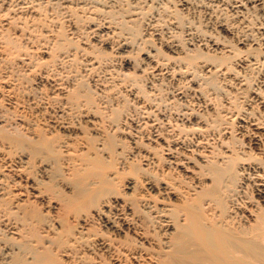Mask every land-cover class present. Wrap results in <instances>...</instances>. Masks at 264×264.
Wrapping results in <instances>:
<instances>
[{
	"label": "bare ground",
	"instance_id": "6f19581e",
	"mask_svg": "<svg viewBox=\"0 0 264 264\" xmlns=\"http://www.w3.org/2000/svg\"><path fill=\"white\" fill-rule=\"evenodd\" d=\"M119 1H124L130 9L134 7L138 10V5H135L147 1L148 6L154 4V7L165 10L171 0ZM173 1L178 4L179 10L192 8L193 4L208 8L228 6L232 22H223L218 26L223 34H218L220 37L212 35L206 38L200 34L194 37L189 33L190 42L185 47L166 41L169 55L159 48H152L145 52L143 62H136V67L142 73L151 70L155 79H184L196 83L191 90L199 96H202V91L198 80L212 86L216 76L234 83L233 88L237 86L240 90L245 86L248 92L245 106L237 109L235 114L230 113V132L226 139L229 146L225 147L223 140L219 143L226 150L220 147L218 150L219 144L214 146L216 144L207 139L214 136L209 132L216 130L215 126L210 130L213 126H209L211 118L206 123L204 116L207 113H196L193 108L188 109V105L176 115L181 122L176 121L178 124L173 120L172 123L169 115L167 119L166 115L157 116L152 111L155 107L151 109L145 100L147 97L143 98L144 89L138 87L137 79L133 77L125 89L130 99L122 101V106L112 104L111 99L103 96L105 93L94 96L93 90L87 87L88 81L86 85L83 77L71 73L70 69L80 53L82 56L92 53L89 51L92 45L70 46L69 42L66 45L47 38L41 45L39 41L38 46L32 45L34 42L31 41L32 44L25 50L18 44L20 39L17 41L10 36L8 28L11 24L9 19L14 21L12 11L24 12L31 6L30 1L0 0V218L5 221L7 229V234L0 237L5 246L0 264H264V26L256 28L258 36L246 33L252 30L243 17L245 10L250 8L256 10L259 6L264 11V0ZM128 8L129 13L131 10L128 11ZM176 12L178 16L179 11ZM129 17L128 21L120 18L126 25L133 22L134 16ZM16 18L19 19V16ZM110 20L104 28L115 27L111 24L113 19ZM233 23L246 30L242 37L238 36L239 47L229 39L236 32ZM58 29L57 32H60ZM121 29L124 30V26ZM94 30L96 25L90 28L91 32ZM20 35L24 37L20 33L19 38ZM149 40L145 42L149 43ZM112 47L110 45V49ZM98 53L93 60H86L89 67L86 70L92 71L102 64V59L106 57H103L102 50ZM253 69L257 70L258 77L252 84L243 73ZM178 90L175 101H185L187 93ZM224 93L227 94L226 91ZM130 100L137 104L141 101L149 107L140 112L143 119L140 123L136 122L138 119L134 122L133 112L130 114L128 111L129 105L132 104L133 108ZM158 104L155 105L158 107ZM48 117L53 118L51 125L46 124ZM212 121L219 120L212 118ZM147 125L155 128L157 133L143 143L136 133ZM161 126H165L170 134H165V139H162L164 144H160L164 155L155 152L156 149L153 151L155 146L152 144L159 140L162 131L157 129ZM117 132L129 134L127 136L134 145L148 147L152 152L147 148L144 152L138 151V160L132 152L128 156L125 149L129 148L121 145ZM182 132L191 136L189 141H186L185 134L181 135ZM239 140L241 143L236 145ZM159 166L162 170L158 172ZM4 168L9 170L3 172ZM35 168L43 172L42 176L50 182L53 179L51 169L62 176L67 175L64 180L74 193L61 199V206L65 216L73 219V224L65 220L46 219L47 215L44 217L39 208L32 202L28 203L27 196L26 200L17 196L22 191L21 178L27 182L25 170ZM41 182L31 180L29 187L34 189ZM42 197L43 193L35 190L33 198ZM82 201L89 208V215L82 213L84 210L79 206ZM44 202L49 205L50 199L46 198ZM52 208L57 209L55 206ZM87 218L98 222L101 231L91 230Z\"/></svg>",
	"mask_w": 264,
	"mask_h": 264
},
{
	"label": "rangeland",
	"instance_id": "374dc122",
	"mask_svg": "<svg viewBox=\"0 0 264 264\" xmlns=\"http://www.w3.org/2000/svg\"><path fill=\"white\" fill-rule=\"evenodd\" d=\"M29 1H30L31 6L29 5V8H27L24 12L22 11L21 13H19L18 10H14V8L12 9V10H14L15 14L12 11L11 15H15L14 18L19 16V19L18 18H16V19L12 18V20H14V21H11V19H9L11 24L9 25L8 33H10V36L13 37V39L16 38L17 41L20 39L18 44H20V46H22V48H24L25 50L28 49L30 47L29 44H32L31 41L34 42L32 45H37L38 46L39 41H40L39 45H41L42 42H44V40H46L47 38L50 39V40L54 38L53 42L57 41V43H59L61 41L62 43L66 44V45L69 42V45L71 44L70 46H72V44H73V46L78 45L77 47H82L83 44H86V43L89 46L92 45L93 48L89 50V51H92V53H89V54L86 53L85 55L83 54V56L80 53L78 56H76V59H75L76 63L73 62V64L71 65L72 67L73 66L74 67L73 68L70 67V69H71V73L75 72V75H77L79 77L82 76L83 77L82 80L85 81V84L88 81V83H87L88 85L87 84L86 85H87V87L89 86L88 87L89 89L93 90L95 95L93 93L92 94L94 96H97L96 94H102L103 95L105 93L103 96L107 97L106 99H109V100L111 99V103L112 104L117 103V104H119V106L120 105L122 106V103L124 102L125 99H127V101H128V99H130L129 95H128L129 98L127 97L126 90H127V86L131 84V82H132L131 80H132V77H133V79L134 78L137 79L136 80V82H137L136 84L138 85V87L140 89H142V88L144 89L143 98L147 97L145 100L147 101V105L151 109L153 107H155V108L152 109V111H153V113L156 112L157 116L158 115H162L164 117L166 115L167 116V117H165L166 119L169 118V116H170L171 118H169V119H170L171 122H172V120L175 121L174 123L180 122L179 119H177L179 117L177 116V118H176V115L177 114L179 115L181 112H183V110L189 105L190 107L188 106L189 107L188 109L193 108L194 112H196V113H203L204 112L203 115H205L206 113L208 114V115L204 116V118L206 117L205 118L206 119V123L209 120V118H211V120H210L211 123L209 124V126H211L212 124H213V126H211L212 129L210 127V130H213L214 126H215L216 130L214 129L212 132L211 131L209 132L210 135L214 134V136L211 135L212 139L210 138V136L207 137L209 142L210 143L212 142L213 144H216L214 146H217L223 140L222 143L224 144V146L225 147L229 146L228 145L229 144V140H226V139L228 138V132H230L229 131L230 130L229 129V127H230L229 122H230V116H231L230 113L235 114L238 111L237 109L243 108L242 106H245L244 100H245V98L248 95V92L246 91L245 86L242 87V89H240V90H239V88L237 86H235L233 88L234 83H229L226 80H224L223 78H221V76H216L217 78L216 77L214 78L213 83L211 84L212 86H210L208 84L205 85L204 83H202V80H198L199 84H201L200 88H201V91H202V96H199L198 94L197 95L194 94L193 91L191 90V88H193L194 85H196V83L194 84L193 82H189L188 80H184V79H182V80L180 79V80H177V81H175V80L171 81L170 79L166 80V78L165 79H163V78H160V79L156 78L155 79V78H152V76H151V73H150L151 70H150L149 73H147V71H149V69L146 70L145 73H142V71H140L139 68L136 67V62L139 61V60L143 62L144 61L143 58L145 57V52H147L148 50L151 51L152 48L153 49H158L159 48V50L163 51L164 54L169 55L168 52H167L166 46H165V44H166L165 42L166 41L170 40L174 44L177 43V44L183 45L185 47L190 42L189 33L194 35V37L198 36L199 34L201 36L206 37V38H207V36L209 37V36H212V35L216 37L218 34L223 36V34L220 33L218 26L221 23H223V22H227V21L228 22L229 21L232 22L231 19L228 16V15H230L228 6L225 7V5H224L222 7V5H218L216 7L212 6L211 8L210 7L208 8L207 6L194 5L193 4L192 8L190 7L188 9L179 10L180 7L178 6V4L176 2H174L173 0H171L170 2L167 3V6H166L167 9H165L167 11H165L164 9L158 8L157 6L154 7V4L152 6L151 5L148 6L149 3L147 1H145L146 3L145 2H143V3L140 2L142 5L140 3H137L135 6L138 5L137 6L138 10L135 9L134 7L130 9L128 4L123 3L124 1H122V3H123L122 4V3H120L121 1H119V0H117L116 4H114L116 2V0H113L111 2H108L109 0H106V1L105 0H100V1H98V0H71V2H70V0L69 1L68 0H61V1L60 0L59 1L58 0H48V2H47V0H28V2ZM193 1L197 2L198 0H193ZM36 3H38V4H36ZM111 4H112V7H111ZM118 4H120V5H118ZM172 4H175V5L172 6ZM39 5H40V7H39ZM124 5L125 6L127 5L129 7V8L127 7L128 11L130 9L131 12L128 13L127 10H126L127 8ZM36 6H37V8H35ZM151 7H153V8H151ZM110 8H111V10H110ZM175 8H176L175 11H177V10L179 11L178 12L179 13L178 16L176 15L177 12L175 13V11H173V9H175ZM107 9L109 11H112V12L108 11L109 13H107L106 12ZM122 9H124V10H122ZM250 9L247 10V11L245 10V13L243 15L244 21L249 24V26H250L249 28H250V30H252V32H250V31L248 32L247 31L246 33H251V34H254V36H258L256 28H258L259 26H264L263 25L264 24V11L259 6H258V9L255 8L256 10H254L253 8H250ZM39 10H40V12H39ZM132 10H134V11H132ZM41 12L44 14V16H43V14ZM133 12L136 13V14L133 15ZM111 13L113 15L112 17H110ZM173 13H175V14H173ZM115 14H117V17H114V16H116ZM108 15H110V16H108ZM122 15H124V16H122ZM179 15H180V18H178ZM129 16H131V17L134 16V17H132L133 18V20H132L133 22H131V21L127 22L126 25H125L124 21H128L129 19H127V18H130ZM90 17H92V18H90ZM120 17L123 18V19L125 18L127 20L124 19V21H123V19H121ZM38 18H39V20H38ZM110 18H112L113 21H116L117 24H118V21L122 22L123 25L121 23H119V24H121L122 26L119 25V24L115 25L116 22L113 23L112 19L110 20ZM104 19L105 20L107 19V21H105ZM18 20H20L21 22H24L23 24L25 25V27ZM108 20L112 21L111 24L113 26H115V27L109 28V29L104 28L105 26L107 27V23L106 22H109ZM250 20H251V23H250ZM40 23H41V25L43 27L40 25ZM189 23H191V24H189ZM204 24H205V26H204ZM233 24H235L234 27H236L235 31L237 33L234 32L233 37L231 36V38H229V39L231 40V43L233 45L236 44L235 46L239 47V45L237 44V39L240 38V37H238V36H241V35L243 36V34L245 33L246 30L244 29L245 30L244 31L243 29H240V28H242L241 25H238L236 23H233ZM94 25H96V30H94V32H91L90 28H92ZM21 26H22V29L24 28L23 31H22V29H20ZM97 26H99V28H97ZM123 26H124V30L121 29ZM47 27H48V29H47ZM57 29L60 30V32L58 31L59 33L57 32ZM93 29H95V28H93ZM194 30H196V31H194ZM95 31H98V32H95ZM116 31L119 32V33H117ZM52 32H55V33H52ZM114 32L116 33V35H115ZM20 33H22V35H24L26 33L27 34L24 35V37H22V38H21V35H20V38H19V34ZM46 33H47V36H46ZM97 33H99V35ZM100 33L101 34L105 33L104 35L106 36V38H105L104 35H101ZM43 34L45 35V37H44ZM59 34H60L61 37L58 36ZM61 34H63V35H61ZM235 34H236V36H235ZM38 35H40V36H38ZM130 35H131V37H130ZM220 35H218V36L220 37ZM57 36H58V38H57ZM98 36L100 38L102 37L101 41H100V38H97ZM134 36H137V37H134ZM178 36H179V38H178ZM27 37H28V40H27ZM66 38L67 39L69 38L68 40H70V41L66 40ZM35 39H37V40H35ZM97 39H99V40H97ZM143 39H145V40L143 41ZM147 40H149L148 41L149 43L145 42ZM36 41H37V44H36ZM124 42H126V45H122V43H124ZM95 44H96V46H95ZM100 44H101V46H100ZM23 45H25V46H23ZM86 45H84V46H86ZM110 45H111V47L113 46L111 49H110ZM118 45H120V46H118ZM117 46H118V48H117ZM26 47H28V48H26ZM94 47H96V48L100 47V48L95 49ZM24 49H22V50H24ZM97 50H100V51L102 50V53L104 55L102 53H100V54L103 55V57H106V58H103L101 56L103 58L102 59L103 61H101L102 64L100 66H98V68H95L94 70H92L93 72L92 71H88V70H86L87 68H89L87 66V61L86 60L95 58V54L96 53L99 54L98 52H100V51L96 52ZM36 53H37V56H38L39 55V50ZM199 62H201V60H199ZM103 63H104V65H103ZM105 63H106V65H105ZM84 66L86 68L83 71L82 69L84 68ZM76 70H77V72H76ZM122 72H123V74H122ZM243 75H246L245 78L247 79V81H249L252 84L255 83V81H257V77H258L257 70H254V69H253V71L252 70H246L243 73ZM127 77H128V79H126ZM153 79H155V81ZM162 79H163V82H162ZM119 80L120 81L122 80V81L120 82ZM149 80L152 81V82H150ZM151 83L154 84V85H152ZM229 86H231V88ZM246 86H247V84H246ZM156 88L157 89L159 88V90H157ZM101 89L103 90V93H99V90H101ZM178 89L180 91L184 90L183 92L185 94L187 93L186 94L187 98L183 102H182V100H181V102L179 100H178L179 102L175 101V100H177V99H175L176 98L175 94L177 93ZM136 90H137V88H136ZM227 90L230 91V93ZM232 90H234V92ZM236 90H237V92L235 93ZM95 91H96V93H95ZM225 91L227 92V94L224 93ZM207 92H208V94H207ZM108 95H109V97H108ZM234 96H235V98H234ZM232 99H235V100H232ZM114 100H116V101H114ZM131 101L132 100L129 101L130 104L134 100L132 102ZM148 101H150V102L152 101L151 102L152 106L150 105V103ZM159 101H160V104H158ZM134 103H136V101L133 102V108H134V110L136 109V111L133 110L132 104L129 105V110L128 111L130 112V114L132 112L133 113L137 112L138 114L137 113H134V114L132 113L131 115H133V117H134V119H133L134 122H135V120L138 119L136 122L140 123V122L143 121L142 116L140 117V115H142V114H140V112L142 113V109L143 108H149V107L147 105H145L146 103H142L141 101L138 102L139 104L140 103L143 104V105H141V107H140L139 104H137V103L134 104ZM156 103L158 104V107H157V105H155ZM153 104H154V106H153ZM135 107H137V108H135ZM204 108L206 110H204ZM138 109L141 110V111H138ZM176 111H177V113H176ZM189 111H191V110H189ZM227 113H229V114H227ZM210 114H212V115H210ZM215 114H217L218 116L217 115L214 116ZM196 117H197V115H196ZM219 117L222 120H220ZM212 118L214 120L217 119L220 122L216 121V122H218L216 124L215 121H212ZM139 119H140V121H139ZM0 120H2V118H0ZM52 120H53L52 117H48V119L46 120V124L51 125L52 124L51 123ZM76 120L78 121L77 118H76ZM192 121H194V119ZM234 121L235 120H233V123H234ZM0 123H2V122H0ZM218 124H219V127H218ZM149 127L150 126L147 125L146 128L144 127V128L139 130L140 131L139 133H136L137 137H138V140L141 139V141L143 143H145L144 141H146V139L151 140L150 138L151 137L153 138L154 134L157 133V131H155V128L151 127L152 130H150L151 128H149ZM161 127H164V128L162 129ZM161 127H158V129H157L158 132H159V130L162 131V133L159 136L160 137L159 140L158 139L155 140V142H152V144H153V146L156 147V148L154 147L153 151L156 149L155 152H160L161 154L164 155L165 152L163 151V148H162V146L160 144L163 143L162 139H165L164 135L166 134V136H168V135L170 136V134L165 130L166 129L165 126H161ZM159 128H161V129H159ZM117 133H118V138L121 141L120 142L121 145L125 146V148H129V149H125V152L128 153V156H129V153L132 152L131 154L136 155L137 158H135V159L138 160V158H140V157H138L137 153L140 156L139 152L140 151L141 152L146 151L145 148H147V150L150 151V149H148V147L144 148V147H141L139 145H137V146L134 145L131 142V139L129 138V136H127L129 134H125L124 132H120V133L117 132ZM186 133L182 132L181 135L185 134V138H186V141H187L191 136L189 134H186ZM216 136H218L219 138L216 137ZM212 140H214L216 142H214ZM224 140H225V143H224ZM239 142H240V140L236 143V145L241 143V142L240 143ZM222 143H221V146L219 144L217 147L218 148L219 147L222 148V150H226V148H223L224 146L222 145ZM220 148L218 150H220ZM136 150H137V152H136ZM150 152H152V150ZM3 170H4L3 172H6L9 169L4 168ZM26 170H25L26 173H24V174H26L28 176L27 182H25V181L23 182V179L21 178V184H20L21 186H20V188H21L22 191H20V194L17 195V196L19 198H22V199H25V200H26V196H27L28 203L32 202L31 204L33 206H35L37 209L39 208L38 211L41 212L42 215H44V217L47 215L45 217L46 219L48 218L49 220L51 219V220H57V221H58V219H59V221L65 220L66 223H68V224L72 223L73 224L74 223L73 219H71L70 216L69 217L65 216V214H64L65 211L63 212V207H62L63 205L61 206V204H62L61 199H63L65 196H72L73 193H74L73 189L70 186H68V184L66 185L67 181L64 180V177H67V175H63L62 176L59 173H57L55 170L51 169L50 172H51V175H52L53 179L50 182V181L46 180V178L43 177L44 176L43 172L41 173L40 171H37L38 169L37 170H36V168H35V170L31 169L32 171L29 169L31 171L30 172L31 175L29 174L31 177L27 174L29 170H27V171ZM157 170L159 172V170H162V169L159 166V168L157 167ZM31 180H33V181L41 180L42 184H39V186L34 187V189H32L31 187H33V186L29 187V185H31ZM13 187L15 189L18 188L17 186L16 187L13 186ZM142 189L143 188L141 187L140 190H142ZM35 190L41 191L43 193V197H42L43 200L42 199H38V198H33V194H35ZM46 198L50 199L49 205H46V202H44V200ZM52 206H55L57 209L52 208ZM79 206H81L83 208V210H84V211H82L83 214L89 215V212H88L89 208L87 209L85 207L86 206L85 202L82 201ZM87 219H88L87 220L88 225L90 226L91 230H93V231H101L102 228L100 227V225L97 224L98 222L96 223V221L93 218H87ZM4 222L5 221L0 218V237L1 238L4 237L7 234L6 233L7 232L6 224H4ZM1 238H0V240H1L0 241V245H1L0 258H2L1 254L4 252V247H5V246H3L4 245V240L1 239Z\"/></svg>",
	"mask_w": 264,
	"mask_h": 264
}]
</instances>
